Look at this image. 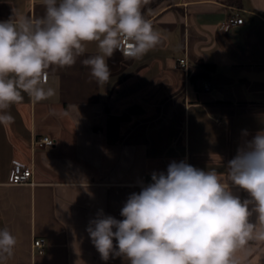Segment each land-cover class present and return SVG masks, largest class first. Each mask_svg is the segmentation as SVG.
<instances>
[{
	"label": "crops",
	"instance_id": "0c3cea01",
	"mask_svg": "<svg viewBox=\"0 0 264 264\" xmlns=\"http://www.w3.org/2000/svg\"><path fill=\"white\" fill-rule=\"evenodd\" d=\"M243 2L161 5L147 19L161 43L139 60L115 52L108 84L90 81L78 59L46 70L52 97L33 102L22 92V102L8 109L14 123L0 124V229L17 238L14 255L0 264H124L120 257L103 261L91 242L86 229L98 211L122 220L128 196L173 161L225 178L238 147L264 130V0ZM43 13L42 0H0V21ZM235 14L244 23L227 25ZM97 53L93 42L85 56ZM193 74L207 75L209 88L195 87ZM34 136L56 144L34 151ZM15 161H33V185L7 184ZM257 221L253 212L250 222ZM35 238L46 240L44 253L34 252ZM236 256L240 264H264V241H249Z\"/></svg>",
	"mask_w": 264,
	"mask_h": 264
},
{
	"label": "clouds",
	"instance_id": "9594fccd",
	"mask_svg": "<svg viewBox=\"0 0 264 264\" xmlns=\"http://www.w3.org/2000/svg\"><path fill=\"white\" fill-rule=\"evenodd\" d=\"M146 3L42 0V16L0 21V124L14 123L8 109L22 102V92L33 102L55 95L45 87L51 66L70 68L79 59L89 80L104 86L115 52L139 60L156 48L161 36L142 13ZM93 42L98 53L85 56ZM230 185L250 199L241 200ZM253 212L257 223L250 222ZM120 215L122 220L100 210L86 229L105 262L120 257L124 264H240L239 249L264 241V130L238 147L225 178L215 169L173 161L128 196ZM16 245L17 238L0 229V259L11 258Z\"/></svg>",
	"mask_w": 264,
	"mask_h": 264
},
{
	"label": "built area",
	"instance_id": "2783aa9c",
	"mask_svg": "<svg viewBox=\"0 0 264 264\" xmlns=\"http://www.w3.org/2000/svg\"><path fill=\"white\" fill-rule=\"evenodd\" d=\"M244 23V19L239 15L235 14L229 17L227 25L229 26H239ZM182 67H187L188 63L186 59H181L179 61ZM48 80V73H47ZM205 88H209V84L205 83ZM56 144L55 140L48 136L43 137H33L31 141L32 149L35 151L39 148H52ZM34 173L35 167L33 161L31 164H23L21 162L15 161L10 170L7 184L9 185H33L34 184ZM46 240L44 238H35L33 242V250L37 254H42L45 251Z\"/></svg>",
	"mask_w": 264,
	"mask_h": 264
},
{
	"label": "trees",
	"instance_id": "16d2710c",
	"mask_svg": "<svg viewBox=\"0 0 264 264\" xmlns=\"http://www.w3.org/2000/svg\"><path fill=\"white\" fill-rule=\"evenodd\" d=\"M169 4L173 5L174 0H147V3L143 9V15L145 19H148L150 16V13L153 12L155 9H157L159 6ZM226 4L235 7V8H242L243 7V0H226ZM199 66L202 69H207V71L211 72L214 70L215 65L213 64H203L202 62L199 63ZM207 75L197 74V75H191L190 80L191 82L197 87L199 90L205 89V83L204 81L207 80Z\"/></svg>",
	"mask_w": 264,
	"mask_h": 264
}]
</instances>
